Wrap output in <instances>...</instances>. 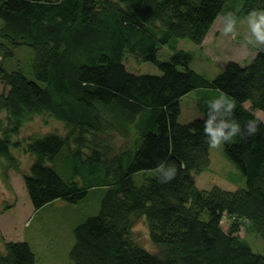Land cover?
I'll return each instance as SVG.
<instances>
[{"label": "trees", "instance_id": "obj_1", "mask_svg": "<svg viewBox=\"0 0 264 264\" xmlns=\"http://www.w3.org/2000/svg\"><path fill=\"white\" fill-rule=\"evenodd\" d=\"M253 9L264 0H0V179L22 173L36 210L104 190L99 212L74 229L70 264H264V123L224 143L241 187L200 189L195 178L210 163L208 101L225 93L242 129L264 113V46L212 79L178 48L181 38L202 44L220 15L231 11L238 23ZM164 46L168 60L159 59ZM22 47L33 50L31 68L8 70ZM127 57L161 73H132ZM192 111L200 117L180 120ZM37 114L67 132L21 138ZM16 151L33 158L28 173ZM160 165H174L175 179L161 183ZM143 218L149 250L133 237ZM0 264L39 263L28 241H6Z\"/></svg>", "mask_w": 264, "mask_h": 264}, {"label": "rangeland", "instance_id": "obj_2", "mask_svg": "<svg viewBox=\"0 0 264 264\" xmlns=\"http://www.w3.org/2000/svg\"><path fill=\"white\" fill-rule=\"evenodd\" d=\"M223 18L222 15L219 16L202 44H196L187 38H181L178 42L179 49L193 54L190 67L210 79L218 75L228 61L246 65L257 55L258 46L249 44L245 38L248 35L246 22L241 23L243 21L241 20L237 23L234 36H224L221 31ZM171 54V49L164 46L159 53V59L168 60ZM32 58L33 50L22 47L15 52L14 58L7 61L6 68L8 70L23 68L28 72ZM129 58L132 59L127 64ZM125 63L128 70L135 74L161 73L151 62H138L133 57H127ZM29 78L35 80L33 74L29 75ZM3 89L4 86L0 82V91ZM258 116L264 119L263 112H258ZM196 117H200V114L192 111L190 114L184 113L180 120L188 123ZM64 125L48 114H37L22 126L20 137L30 135L40 137L48 132L64 134L67 132ZM15 155L21 159L22 169L28 173L33 158L22 151H16ZM57 167L64 173L61 166ZM139 178L141 177H137ZM195 178L200 189L219 186L227 190H237L245 180L238 166L225 155L224 144L218 149H210L209 167L195 174ZM103 194L104 190L97 189L78 204L57 200L36 210L28 195L23 174L10 170L7 183L0 179V252L4 249L6 241H28L38 257L39 264H70L69 253L74 243V229L87 217L99 212ZM144 221L146 222L145 218L135 225L133 237L148 249L152 248L153 243H150L149 229ZM224 226L228 227L226 223ZM241 236H245V233L242 232ZM247 237L255 251H260V247L262 249L260 238L252 236L250 238L249 235Z\"/></svg>", "mask_w": 264, "mask_h": 264}, {"label": "clouds", "instance_id": "obj_3", "mask_svg": "<svg viewBox=\"0 0 264 264\" xmlns=\"http://www.w3.org/2000/svg\"><path fill=\"white\" fill-rule=\"evenodd\" d=\"M247 24L248 35L245 37L249 44L264 46V9H253L241 23ZM237 28V17L233 12H227L223 18L222 33L224 36H234ZM244 107V105H241ZM236 104L225 93L221 92L208 101L207 118L204 119L203 132L210 149H218L224 143H231L237 136H255L264 119L254 114L253 119L245 122L244 128L233 119ZM157 175L161 183L175 179L177 169L174 165H160Z\"/></svg>", "mask_w": 264, "mask_h": 264}, {"label": "crops", "instance_id": "obj_4", "mask_svg": "<svg viewBox=\"0 0 264 264\" xmlns=\"http://www.w3.org/2000/svg\"><path fill=\"white\" fill-rule=\"evenodd\" d=\"M259 47H260V46H258L257 49H258ZM194 107H196V106L194 105Z\"/></svg>", "mask_w": 264, "mask_h": 264}]
</instances>
